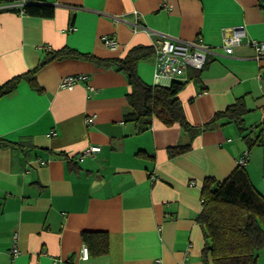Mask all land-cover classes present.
I'll use <instances>...</instances> for the list:
<instances>
[{
    "label": "crops",
    "instance_id": "crops-1",
    "mask_svg": "<svg viewBox=\"0 0 264 264\" xmlns=\"http://www.w3.org/2000/svg\"><path fill=\"white\" fill-rule=\"evenodd\" d=\"M36 1L55 14L0 10V85L41 65L37 87L23 80L0 98V138L9 143L0 142V264H204L197 217L205 179H225L248 152L247 171L264 195V56L250 42L264 41V0ZM240 26L246 36L228 54L224 43ZM161 39L214 48L203 69L189 67L182 79L187 119L203 124L244 97L250 138L261 135L262 144L220 123L170 156L188 136L179 123L154 118L140 131L127 120L132 88L122 71L87 59L47 61L48 51L66 46L107 59ZM154 68V56L138 66L147 83H156ZM71 74L86 77L62 87ZM92 145L101 150L80 160ZM85 230L108 232L109 251L83 258Z\"/></svg>",
    "mask_w": 264,
    "mask_h": 264
},
{
    "label": "trees",
    "instance_id": "trees-1",
    "mask_svg": "<svg viewBox=\"0 0 264 264\" xmlns=\"http://www.w3.org/2000/svg\"><path fill=\"white\" fill-rule=\"evenodd\" d=\"M15 1L0 0V10L23 11L29 15L52 17L54 6L36 0H28L22 6H11ZM153 46L137 45L125 57L102 59L82 53L71 47L47 52V61L68 58L92 60L100 66L122 71L131 85L128 95L129 111L126 119L133 121L140 131L149 128L154 118L167 125L179 123L189 142L172 146L170 156L184 153L192 148V141L200 133L212 130L220 123H234L250 146L262 144V136L250 138L245 124L250 109L244 97L217 111L211 119L200 125L192 124L186 116L179 97L187 80H173L169 85L150 84L138 72L140 62L154 56ZM41 65L16 75L0 85V98L11 93L23 80L37 87L36 73ZM2 144H9L0 138ZM203 208L197 217L204 235L202 260L204 264H258L264 249V195L253 184L246 164H237L223 180L207 177L204 182ZM90 255H104L109 251L110 238L106 231L82 233Z\"/></svg>",
    "mask_w": 264,
    "mask_h": 264
},
{
    "label": "built area",
    "instance_id": "built-area-1",
    "mask_svg": "<svg viewBox=\"0 0 264 264\" xmlns=\"http://www.w3.org/2000/svg\"><path fill=\"white\" fill-rule=\"evenodd\" d=\"M28 0H18L11 6H22ZM6 5H0L4 7ZM21 13H24L21 11ZM246 36L245 29L243 27H236L233 29V33L229 39L224 43V50L228 54L233 53V47L240 44L243 38ZM256 50L257 58H262L264 56V41H250ZM105 43L111 48H117L119 42L110 36L105 37ZM154 77L157 84H162V81L168 80H182L186 75L189 67H194L197 69H203L208 62L209 55L214 53V48L210 45L205 44L201 39L186 41V40H171V39H161L157 41L154 45ZM84 74H71L63 78L61 86L65 88H74V86L85 79ZM95 116H89L87 122L89 124L94 123ZM101 150V146L92 145L81 154L78 158L82 160L87 155H92ZM248 159V152L238 160V164L245 165ZM194 183V182H193ZM17 233L14 234L15 239L17 238ZM13 254H17L19 248L16 243L13 244L11 248ZM90 255L88 246L84 244L82 250V257L88 258ZM54 264H64L61 260H56Z\"/></svg>",
    "mask_w": 264,
    "mask_h": 264
},
{
    "label": "rangeland",
    "instance_id": "rangeland-1",
    "mask_svg": "<svg viewBox=\"0 0 264 264\" xmlns=\"http://www.w3.org/2000/svg\"><path fill=\"white\" fill-rule=\"evenodd\" d=\"M152 84V83H151Z\"/></svg>",
    "mask_w": 264,
    "mask_h": 264
}]
</instances>
